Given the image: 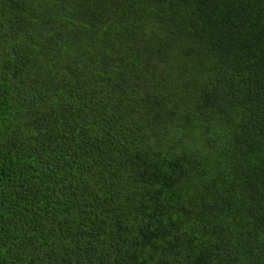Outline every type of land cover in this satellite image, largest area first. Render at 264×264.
I'll list each match as a JSON object with an SVG mask.
<instances>
[{
  "label": "trees",
  "instance_id": "16d2710c",
  "mask_svg": "<svg viewBox=\"0 0 264 264\" xmlns=\"http://www.w3.org/2000/svg\"><path fill=\"white\" fill-rule=\"evenodd\" d=\"M0 264H264V0H0Z\"/></svg>",
  "mask_w": 264,
  "mask_h": 264
}]
</instances>
